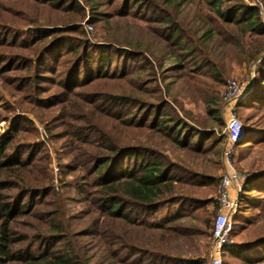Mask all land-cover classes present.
<instances>
[{
	"label": "rangeland",
	"instance_id": "374dc122",
	"mask_svg": "<svg viewBox=\"0 0 264 264\" xmlns=\"http://www.w3.org/2000/svg\"><path fill=\"white\" fill-rule=\"evenodd\" d=\"M224 2L222 11L258 9L264 25V0ZM227 23L207 0H0V140L12 139L0 200L29 206L11 224L14 250L26 259L56 251L78 264H211L225 141H208L204 151L180 146L150 126L147 106L168 104L176 123L226 136L227 84L237 80L235 115L255 142L235 155L236 168L245 179L264 166V110L242 107L264 36ZM176 27L182 32L171 41ZM103 57L113 65L97 73ZM114 145L125 154L149 150L168 165L179 179L172 201L149 216L132 205L129 219L108 215L92 168ZM254 194L264 204V193ZM256 207L247 205L243 218L264 224ZM158 222L164 230L151 226Z\"/></svg>",
	"mask_w": 264,
	"mask_h": 264
},
{
	"label": "trees",
	"instance_id": "16d2710c",
	"mask_svg": "<svg viewBox=\"0 0 264 264\" xmlns=\"http://www.w3.org/2000/svg\"><path fill=\"white\" fill-rule=\"evenodd\" d=\"M207 1L213 5L220 17L228 21L227 24H235L236 26L245 25L250 34L255 33L264 36V25L261 23L258 9H250L249 12H244L243 6H240V3H236L231 5L228 11H222L220 9L226 4L224 0ZM136 4V6H139L142 5V2L140 1ZM153 5L150 2V7ZM173 27L174 22L171 20L165 28L167 31H170ZM181 32V29L176 27L174 33L171 35V41L177 38V33L180 34ZM102 51L104 52V50ZM260 56L261 58L255 70V83L247 94L242 107L264 110V46L259 48L254 58L257 59ZM97 60L96 64L99 67L96 68L97 73L103 72L101 70L113 65V62L108 60L107 57ZM179 60L180 58H176L177 63ZM218 71L213 69L214 73ZM167 106L168 104H165L162 108H158V105L147 106V109L150 108L149 117H153L150 126L154 127L158 133L171 138L177 137L175 140L177 144L194 151H204V147L208 141H211V144L215 145L224 143L226 139L225 134H216L215 130L210 132L208 128L192 126L191 124L190 128H188L184 125L186 123L184 120L176 123L177 120L171 116V113L164 110ZM211 111V113H215L213 110ZM253 135L254 133L249 131L243 133L242 140L236 148V154L240 149H242L243 153V149L247 144L255 142ZM11 142L12 139L9 138L7 141L0 140V177L5 170L10 172L11 156L7 155V151L10 148ZM107 150V155H99L95 158L92 174L96 176V183L104 188L103 199L107 202L108 215L129 219L134 213L133 210H129V206L132 205L135 207L138 217L141 214L149 216L151 215L150 211L172 201V197L175 195L174 189L179 179L177 176L169 174L168 165L154 156L149 157L145 154L149 150H145L144 154L133 152V154H125L129 148L117 147L116 145L108 147ZM121 155H123V159L120 158ZM19 164L24 165L23 162H19ZM7 183L9 184L10 182ZM4 189L9 190L11 188L6 186ZM21 192H25L26 196L30 192V188H25ZM254 193H264V166L249 172L247 178L241 184V199L239 202L243 205L240 208L242 209V215L240 214L239 219L234 218L233 220V229L230 234L231 245L227 250V256L223 258L225 260L223 264H234V262H240L241 264H264V224H250L248 220L243 218L242 212L247 205L250 208L256 205L257 209L264 212V204H261L262 197ZM24 208H29V206L20 207V204L17 202L0 200V264H7L13 261H20L26 264H78L79 262L72 257L56 251L41 252V258L30 255L26 259L21 256L20 250H14L16 242L11 238V224L16 214L22 213ZM179 220V214H173L170 219L172 222H178ZM142 222L143 219L135 224L144 225ZM151 226L155 229H165V226L161 222L154 225L151 224ZM179 235L182 236L184 234H180L179 232ZM139 251L143 253L146 250L141 248ZM147 253L149 255L154 254L150 251H147ZM198 259L191 261L182 260L181 262L180 260L169 259L167 264H170L171 261L182 264H198ZM137 260L139 259L137 258ZM205 260H200V263L204 264Z\"/></svg>",
	"mask_w": 264,
	"mask_h": 264
},
{
	"label": "built area",
	"instance_id": "2783aa9c",
	"mask_svg": "<svg viewBox=\"0 0 264 264\" xmlns=\"http://www.w3.org/2000/svg\"><path fill=\"white\" fill-rule=\"evenodd\" d=\"M241 93L242 86L237 80L228 81L226 99L233 106L230 108L226 127L223 153L224 171L219 183L217 199L219 209L214 220L212 233L211 264H223L224 250H228L231 245L230 234L233 229V217L238 207L241 184L244 180V177L237 170L235 162L236 148L244 133L242 122L236 117L234 109Z\"/></svg>",
	"mask_w": 264,
	"mask_h": 264
}]
</instances>
